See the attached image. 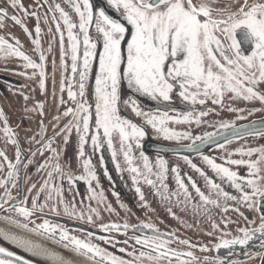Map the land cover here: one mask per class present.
Listing matches in <instances>:
<instances>
[{
	"label": "snow or ice",
	"instance_id": "1",
	"mask_svg": "<svg viewBox=\"0 0 264 264\" xmlns=\"http://www.w3.org/2000/svg\"><path fill=\"white\" fill-rule=\"evenodd\" d=\"M16 9L22 14H10L8 8ZM32 10L25 8L20 0H8L6 6L0 7V27L5 26L6 20H11L18 25L25 35H27L33 46L32 51L38 56V60L22 51V45L18 39L13 37L14 43H9L0 37V58L13 57L23 63L20 65L25 70L31 69L32 74L27 72L17 73L25 75L27 79L36 77L39 89L43 94L46 90V80L48 78L47 66L48 55L53 54V42L58 37L59 43V64L60 81L59 105H65L63 111L57 109V114L53 117V135L47 140L44 139V123L40 122V131L37 135L41 138L37 141L39 147L30 148L29 156H35L37 152L41 155L45 150L51 153L43 162L38 163L37 173L46 171L47 179L41 185L40 191L45 188L49 190L48 199H52L51 193L55 192L60 196L63 181L67 178L69 187L75 181L84 180L89 182L90 192L91 181L96 180V173L92 165L91 155L85 158L89 147L93 153H99L105 144L112 154L113 163L119 171L120 165L116 162L117 152L114 149V137L119 140V152L127 165V171L132 174V184L134 186L143 182L156 189L155 195L160 199L170 201L176 197L177 204L190 206L197 216H207L211 223V232L206 233L212 236L219 233L216 243L210 248L200 246L201 252L215 251L214 257L205 256L204 264H248V261L260 258L264 264V175H261L264 165V146L259 148H237L235 151H227L226 145L231 143V139L225 135L224 143L217 144V148L225 151L219 163L213 157L203 154L202 147L210 144L220 132H205L203 135H192L188 132L176 131L169 127L170 124H196L200 125L203 118L214 111L207 107L210 101L213 106L225 107V99L231 101L253 102L258 101L261 108L241 109L233 108L230 105L227 110L237 113V119H246L239 113L247 111L249 115L257 111H264V0H104L103 6H97L94 0H34L30 6ZM44 8L43 15L40 9ZM115 13V16L110 14ZM49 14H51V25L48 32L52 34V39L48 42L46 49L41 47V22L49 24ZM34 18L35 37L24 23V19ZM237 30H243V43L251 44V51L245 53L241 50L242 44L236 38ZM65 38L67 45H65ZM53 77L57 69L55 59L51 61ZM94 76V83L91 84V96L88 97L89 81ZM53 83L55 80L53 78ZM66 93L70 105H66L64 99ZM139 97H146L156 103L155 110L145 109L138 101ZM190 105H200L197 110L190 108L179 114L178 117L169 116L168 112L175 111L168 107L161 108L160 105H170L176 98ZM27 101L28 96H23ZM35 108L39 110V115L44 116V104L37 103ZM130 112L142 123H136L130 116L125 115V110ZM24 110L28 109L25 104ZM62 118H68L63 126H60ZM0 120H5V114L0 111ZM259 124V126H257ZM211 126V125H210ZM150 127L158 136L167 141L176 142L175 151L197 153L201 160L211 169L216 178L210 177L204 169L194 163L188 156H181L196 173L201 175L209 189L205 193L198 187L191 177L188 184L199 197L197 203L191 195L189 187L180 176L179 165L171 167V172L175 174L178 191L169 194L167 185L164 184L166 174L169 171V161L158 156L152 163L149 157L143 152L139 156L142 160L140 165L134 166L136 157L133 154V147L140 148ZM219 128L230 131L232 136L242 137L244 134L254 135L264 138V118L259 122L251 121L247 125L237 127L234 122L221 121ZM58 129V130H57ZM4 134L7 142L15 146V162L8 159L4 151H0V158L7 165L6 176L0 180V188L4 189L3 196H0V208L10 201L11 209L19 216L27 219L35 212H43L47 207V202L40 204L38 199H32L31 208L26 206L27 197H21L17 192L16 197L11 196L9 185L19 189L17 175L19 166L22 163V153L16 139L12 138L7 121L4 123ZM75 136L76 155L75 159L82 164L83 174L74 176L68 169L72 164V157L68 150ZM57 137L61 138L63 147H52ZM181 140L189 143L181 144ZM255 155V159L252 157ZM61 156L65 157V163L61 164ZM233 156H239L233 159ZM244 157H248L245 159ZM32 163L24 164L27 168ZM101 163L103 159L101 158ZM230 166H236L237 170H232ZM243 167L246 174H241L239 169ZM107 175V172H105ZM150 175L156 176V181L148 178ZM217 179L228 182L237 194L229 193L225 190ZM60 181L59 187L56 181ZM159 184V187H158ZM99 187V185H96ZM35 185L28 188L32 192ZM164 191L161 192L160 189ZM141 210H151L146 202V197L139 186L135 187ZM183 194L184 200H180ZM39 195V193H38ZM99 196V202L103 203L105 197L103 193L92 192L89 199ZM113 195H117L113 193ZM228 201L234 202L230 205ZM60 203L64 204L61 196ZM258 213L259 223L249 220L241 208ZM121 208H125L121 204ZM213 209H219L222 214L220 223L227 229L229 223H236L227 217L229 212L236 213L243 218L248 226L237 228V234L232 235L228 231H220L219 225L213 215ZM56 211L55 207L51 209ZM106 210L112 212L111 205H106ZM7 211V209H5ZM126 212L130 209L125 208ZM66 215H78L80 219L84 216L77 213L75 206L71 209L65 206ZM97 218L99 213L96 209H90ZM169 214L174 219H179L168 208ZM11 224L25 229L27 232L37 234H55L59 231V242L64 243L65 248L71 250L78 256L84 257L89 264H161L167 260L169 264L173 259L179 264H199V257L193 252H178L169 247L175 240V233L161 232L151 223H141L129 225L127 222L100 224L101 231L119 233L127 235L129 230L141 232V235L130 237L135 245H140L144 251L139 254L126 253L131 259H124L120 256L108 252L99 245L91 241L92 233H88L89 239L82 240L75 236H70L67 231L59 226H50L48 221L29 228L27 224L5 217ZM87 222L93 224L92 215H88ZM182 226L191 227L181 221ZM256 225V226H252ZM144 230L151 232L145 235ZM0 237L10 240L18 247L23 248L33 256L42 257L47 264H74L55 251L49 250L43 245L25 237L12 235L0 230ZM107 243H120L116 238L109 236L100 237ZM129 239L122 241L129 244ZM254 240H259L255 247L256 251L249 250L248 246ZM188 248H195L187 239L177 241ZM239 249V252L237 251ZM226 250L225 256H220L219 252ZM125 252L124 248L119 249ZM248 258L247 261L232 259L233 256L241 254ZM0 254L9 257L12 253H6L0 248ZM184 257L186 259H181ZM16 264H28L20 258H15ZM0 264H12V260L0 259Z\"/></svg>",
	"mask_w": 264,
	"mask_h": 264
},
{
	"label": "flooded vegetation",
	"instance_id": "2",
	"mask_svg": "<svg viewBox=\"0 0 264 264\" xmlns=\"http://www.w3.org/2000/svg\"><path fill=\"white\" fill-rule=\"evenodd\" d=\"M20 2L25 6V8L29 9L30 11L32 10V8L30 6L34 4V0H20ZM49 2H52V0H49ZM56 2H60V0H56ZM193 2L196 3L197 0H193ZM241 2H243V0H241ZM252 2H253V0H249V3H252ZM7 4H8V0H0V7L6 6ZM8 11L10 14H16V15L22 17V14L19 11H17L16 9H12L9 7ZM44 12H45V9L41 8L40 9L41 15H43ZM50 16H51V14H49V24L48 25H45L43 22H41L42 33H41L40 40H41V47L44 49H46L48 47V42L50 39H52V34L48 32V27L51 25V27L53 28V33L55 31V26L51 23ZM24 23L28 27L29 31L32 33V36L35 37V33H34L35 19L34 18H26V19H24ZM235 35H236L238 42H241V44H242L241 50L244 51L245 53L250 52L251 51V44L250 43H248V44L243 43V30H237ZM0 37H3L9 43H14L13 37H15L16 39H18L20 41L21 45L23 46L22 51H24L25 54L31 56L33 59L38 60V56L32 51L33 46L31 44L29 37L27 35H25L24 32L22 31V29L18 25L14 24V22L11 21L10 19L6 20L5 26L0 27ZM65 45H67L66 38H65ZM53 50H54L53 54L48 55V66H47L48 78L46 80L47 88H48V83H50L49 82V76H50L51 72L53 71V69L51 67V61L53 59H55L57 62V66L59 64L58 37H56L55 41L53 42ZM22 63H23L22 61H20L16 58H13V57L0 58V77H6L3 79H0V90H1L2 86L4 85L3 90L0 91V97L2 98L3 101L5 99V100H8V102H10V104H12L11 107H8L5 103H3L1 101L0 102V111L4 112L5 120L7 121V126L11 131L12 138L17 140L19 147L21 149V153H22V156H21L22 163L19 166V171H18V175H17V181L19 184V189L13 188L11 185H9L8 187L10 189L12 197H16L18 191L20 192L21 197H25V194H24L25 177L26 176L31 177L32 179H30L28 184H27V190H28V188L32 187V185H35V188H33L32 192H30L32 194V197L30 199H27V202H26L27 207L31 208L32 199L34 197H36L40 204H44L45 202H47L48 206L45 207L44 209H47L48 211H50L53 207H55L54 206L55 201L57 202L56 205L65 208V206L68 205V199L71 197V190L72 191L81 190L84 187L83 186L79 187L75 183L71 187H69L67 178H65L63 181V187H62V191H61L60 196H57V194L55 192H52L51 193L52 199H48L49 190L47 188H45V190L43 192L40 191L41 185L44 183V180L47 179V174H46V171L42 172V173H37L36 169H37L38 163L43 162L45 159V156L48 157L51 155V153L48 152L47 150H45L43 155H41L39 152H37L35 156H29L28 150L30 148L36 149L39 147V144H37V141L40 140L41 138L40 137L36 138V132L40 131L41 120H43V123L45 125H47V121H45V119H43V118H45V116L41 117L39 115V110L35 108V105L37 103H39V101L43 102V101H45V99H47V97H45L44 96L45 94L44 93L42 94L41 91L39 90L38 79L36 77H33L32 79H27L25 75H18L17 74V73L25 72V71L27 72V75L32 74L31 69L25 70L22 67H20V65ZM11 78H14V80H12ZM59 81H60V78L56 81V83ZM26 82L29 83L31 86H33L35 84L37 86L35 89L36 92L34 91V93L31 94V93H29L30 89L29 90H28V88L24 89L22 87L21 83L26 84ZM8 83H10L11 86ZM260 87H261V90H264V85H261ZM45 92H46V90H45ZM25 95L29 97V99L27 101H25L23 99V96H25ZM46 95H47V93H46ZM63 95H66V93H64ZM30 100H32V102H33V103L31 102V104L34 105L35 115H34L32 109H31L32 110L31 113L25 114L26 113V111L24 110L25 103H27ZM35 100H37V101H35ZM19 101H20V103H19ZM229 105L233 108H241V109L261 108L262 106L260 105V103L258 101L243 102V101H231V100H227V99H225V107L221 108L220 106H214V108H217L218 110L221 109L222 112H227L228 119H226L225 121L234 122L237 127L247 125L251 121L259 122L261 120V118H264V111H257L255 113H253L252 115H249L247 111H244V112L239 113V115L246 117V119H237L236 118L237 117L236 112H230L227 110V107ZM161 106H162L161 108L166 107L164 104H162ZM151 108H153V107H151ZM153 110H155V109L153 108ZM43 111H44V115H46L45 109H43ZM176 111H180V110L176 109ZM176 111L170 110L169 113H176L177 114ZM39 116H40V118L38 119V122L36 124V121H34V119L36 117H39ZM5 120H0V151H4L6 153L8 159L14 163L15 162V146L12 145L11 143L7 142V137L4 134ZM19 124H20V128L18 126ZM257 126H259V124ZM172 127L177 128L178 126L173 125ZM210 131L213 133H215V132H220V133L228 132L226 130L220 129L219 124L214 126V128ZM73 143H74V139H73L72 145H73ZM72 145L69 149L72 148ZM261 146H264V138H260V137H256L254 135L248 134V135H244V136L239 137V138L232 139L231 143L226 145V150L227 151H235L237 148H249V147L259 148ZM61 147H63V145ZM68 151H69L68 153H70V150H68ZM223 155H225L224 150H223ZM232 158L238 159L240 157L239 156H233ZM244 158L248 159V157H244ZM255 158L256 157L254 155L252 157V159H255ZM28 159L32 160V165L28 166L27 168H24L23 165L28 163ZM60 162H61V164H64L65 163V157L61 156ZM261 168H262L261 175H264V165H261ZM240 169H241V172H240L241 174H246L247 170L245 168L241 167ZM68 171H71L73 173L72 167H70L68 169ZM6 172H7V165L3 161V159L0 158V180H3L5 178ZM102 179H105V178L100 177L96 180L98 182L99 180H102ZM96 180H94V181H96ZM56 184L59 187L60 181L57 180ZM91 186L93 188L92 191L94 192L96 190V183L94 184V182L91 181ZM231 192L235 193L234 191H231ZM3 193H4V189L0 188V196H3ZM38 193H39V195H38ZM61 196L63 198L64 204L60 203ZM73 196H74L73 201L77 204V202H76L77 193L74 194ZM14 202H15L14 200L10 201L8 204H4V207H9ZM233 203L234 202L229 203V204L233 205ZM80 205L83 207L86 206L85 203H81ZM55 209H56V207H55ZM240 210L246 214V216L249 218V220H255L256 224L259 223V219H258L259 214L258 213L248 211L246 208H243V207ZM212 211H213V215L215 216L216 222L219 225L220 231L231 232L232 235L234 236L237 234L236 230L238 227L248 226L247 222L243 218L239 217L234 212H229L227 214V217L232 221H236V223H229L227 229H225L224 225L222 223H220V218H221L222 214L219 212V209H213ZM37 212L38 213H45L46 211L43 210V212H39V211H37ZM52 212L46 213V214L52 215V216H58L59 215V214H52ZM60 217H63V216L61 215ZM64 217L66 218V216H64ZM252 226H256V225H252ZM177 229L182 234L181 235L182 238L191 239L192 241H195L199 244H207L206 246H208L210 248L217 242L216 237L219 235V233H214L212 236H209L206 234V233L212 231L210 222H208L207 224H200V225L193 226V227L192 226L191 227H186V226L178 227ZM128 233L129 234H135V233L141 234V232H139V231L133 232L131 230H129ZM143 234L151 235L152 233L148 232L147 230H144ZM180 239L181 238H179V237H175V240L173 241V243H171L169 245V247L170 248H172V247L176 248V251H178V252H187V251L193 252V254L196 257H199V264H204L203 258L205 256H208L211 258V257H214L217 255V253L215 251L201 252L199 250V248H196V247L195 248H188L186 245H182V244L177 242ZM194 243H191V244H194ZM258 243H259V240H254L252 243H250V245L248 246L249 250H252V251L258 250L255 247L256 245H258ZM237 251L239 252V249H237ZM226 254H227L226 250H221L219 252L220 256H225ZM181 259H186V258L181 257ZM232 259H240V260H245V261L248 260V258L243 256L242 253L239 254L238 256H233ZM172 261L176 262L177 260L173 259ZM177 263H179V261H177ZM248 264H261L260 258L256 257L254 260L248 261Z\"/></svg>",
	"mask_w": 264,
	"mask_h": 264
},
{
	"label": "rangeland",
	"instance_id": "3",
	"mask_svg": "<svg viewBox=\"0 0 264 264\" xmlns=\"http://www.w3.org/2000/svg\"><path fill=\"white\" fill-rule=\"evenodd\" d=\"M103 3H104V0H103ZM58 69L59 68L57 66V69L55 70V76L54 77H53V71L51 72V74L49 76V82L50 83H48V88L46 85V92H44V94H45L44 96L47 97V99H45V101H43V102L39 101V103L44 104V109L46 111V115H44L45 118H43V119H45V121H47V125L44 124V139L45 140L53 135V131H54V129H53V123H54L53 117L57 114V109L59 108V111L62 112L63 108L65 106V105H59V98L62 94L59 91V82L56 83V81L60 78V71ZM3 78H6V77H0V79H3ZM53 78L55 80V83H53ZM11 79L14 80V78H11ZM93 83H94V76L89 81L90 86L88 89V97H86V98H90L89 94L91 91V84H93ZM8 84L10 85V83H8ZM21 84H22V87L24 89L25 88H28V90L30 89L29 93H31V94L34 93V91L37 87L35 84L33 86H31L27 82H26V84H23V83H21ZM3 88H4V85L2 86L0 91H2ZM46 93H47V95H46ZM64 99L66 101V105L71 104V102L68 101L66 95H64ZM1 101L3 103H5L8 107H11V105H12V104H10V102H8V100L4 99V101H3L2 98L0 97V102ZM35 101H37V100H35ZM31 102H32V100L28 101L27 103H25V102L24 103L27 105L28 109L33 110V113L35 115V111H34L35 108H34V105L31 104ZM19 103H20V101H19ZM186 104H188V103H186ZM188 105H190V104H188ZM195 106H200V105H195ZM207 107L213 108L214 111L211 112L208 115V117L203 118L200 125H196V124H170L169 126L171 128H174L176 131L188 132V133L195 136V135H203L205 132H211L210 130H212L214 128V126L218 125L219 122L225 121L226 119H228L227 112H222L221 109L218 110L217 108H214V106L211 104L210 101L208 102ZM200 108H201V106L198 108V110ZM27 113L29 114V113H31V111H27L25 114H27ZM178 116H179V114L176 117H178ZM39 118H40V116L36 117L34 119V121H36V124H37ZM66 119H68V118H62L61 119L60 126H63V124L66 122ZM173 125L178 126V127L177 128L172 127ZM18 126L20 128V124ZM147 130L150 133V135L146 134L144 140L150 139L152 141L158 142L161 145L176 146V142L164 140L163 138L158 136L150 127H148ZM38 132L39 131L36 132V138L39 137L37 135ZM73 139H74V143L72 145V148L69 149L70 150L69 155L73 158L72 164H71L73 175L79 176V175L83 174V169H82L81 162L79 160L75 159L76 145H75L74 134H73ZM116 139H118V137ZM180 143L181 144H187V143H189V141L181 140ZM57 146H60V147L62 146L60 137H57L52 144V147H57ZM105 150H107L108 153L110 154V161H111L112 166L115 170L116 165H115V163H113L112 154H111V152H109L106 144H105ZM101 152H102V150H101ZM101 152L93 153L91 150V147H89L86 151L85 158H88V156L91 155V161H92V165L94 166L96 178L97 179L100 177L105 178V179L99 180L98 182H97V180L93 181L94 184L96 183V185L97 184L99 185V187L96 186V190L94 192L96 194H99L102 192L103 196L105 197V200L103 203L99 202V196L98 195L94 199H91V200L89 199V196L92 195V192H93V191L90 192V186L88 185L89 182H86L84 180H77V181H75V184L78 185L79 187L83 186L84 188L81 190H76V191L71 190V197H70L71 199L70 198L68 199L67 207H69V209H71L72 206L74 205L76 212L78 214L79 213L83 214V216H84L83 219H80L78 217V215H66L64 212V208L56 205V203H57L56 201L54 202V206L56 207V211L52 212V210L48 211L47 209H44V211H46L45 213H38V212H36V213L46 214V213L52 212V214H59L58 217H60L62 215L63 217H61V218H65L64 216H66V219L70 218L69 220H72V221L78 222L79 224H82L84 227H86V229L83 231L87 233V236H88V233H90V232L93 234L92 237L90 238L93 243L99 245L101 248L106 249L108 252H110L114 255L120 256L124 259H131L130 256L126 255V253L135 252V254L138 255L139 251L145 250V249L141 248L140 245H135L134 240L129 239L130 237H133L136 235H141V234L140 233L129 234L127 232V235H129V236L125 237V235H121L119 233H110V232L101 231V229L99 227L100 224H107V223L123 224V223L127 222L129 225H138L141 223H151V224L155 225V227H157L161 232H165V233L173 232V233H175V237H179L181 239H187V238H182L181 237L182 234L177 229L178 227H183L181 225V221H184L185 224L191 225L192 227L200 225V224H207L208 222H210L209 219L207 218V216H204V215L197 216L196 214H194V212L191 210L190 206L186 207L184 204H177L175 196H173L170 201H165V200L160 199L159 196L154 194L156 192V189H153L151 186H149L148 190H146L145 188H141V186L138 184L136 186H139L141 191L144 193V195L146 197V202L149 205V209H151V210H141V208L139 206L138 196L136 195L135 190H134L136 186H134V185L130 186L129 183H127L126 181H123V180L118 182V185H117V183L114 182V180L111 177L110 178L106 177V176H109V172H110L109 168L110 167L106 163ZM116 152H117V156H116L117 158H123L122 154L119 152V149L116 150ZM207 155L210 157H213L219 163L223 162L221 160V157L224 156L223 150H220L217 147L215 149H212ZM46 157L47 156H45V159H46ZM148 157L152 163L155 162L157 159L156 156H154V157L148 156ZM180 157L181 156L163 157L169 161V171L166 174V178L164 180V184L167 185V192L169 194H171V193L178 191V185L176 184L175 174H173L171 172V167L178 164L179 169H180L179 174H180L181 178L184 180L185 184L189 187L191 195L195 198L196 202L198 203L199 197L196 195L194 190H191V186H190V184H188L189 177H191L193 180H195L198 187H200L205 193H207L209 191V189L206 185L204 178L201 175H199V173H196L193 169H191L187 164H185ZM101 158L103 159V163H101ZM190 159L194 163H196L199 167L204 169V171L210 177L216 178L215 174L201 160L200 156L190 158ZM30 165H32V163ZM230 167L232 168V170H236V166H230ZM105 172H107V175H105ZM152 178L155 181L157 179L156 176H154V175ZM30 179H32V178L27 177V176L25 177L24 194H25V197H27V199H30L32 197V194L27 191V184H28ZM217 182L221 183L223 185V187L225 188V190L228 191L229 193H232L231 191L235 192V190L231 187V185L228 182L223 181V180H219V179H217ZM229 185H230V188H229ZM158 187H159V184H158ZM91 188H92V186H91ZM160 191L163 192L164 189L161 188ZM76 193H77V196H76L77 204L73 201V197H74L73 195ZM113 193H116L117 195H113ZM233 194H237V193L235 192ZM180 200H182V201L184 200L183 194L180 195ZM81 203H85L86 206L85 207L81 206L80 205ZM228 203H232V201H228ZM121 204H123L125 206V208L130 209L131 211L126 212L125 208H121ZM106 205H111L113 211L108 212L106 210ZM9 207H11V206H9ZM168 208H171L172 212L177 217H179V219H174L169 214ZM90 209H96L97 212L99 213V217L97 218V215L95 213H91ZM90 214L93 217V221H94L93 224H89L87 222V217ZM87 228H89V230H87ZM56 233L59 234V231H57ZM68 234L70 236H73V234L71 232H68ZM102 236H109L112 238H116L120 241V243H115V242L107 243V242L100 239V237H102ZM75 237H77L78 239H82V240H88L89 239V236H88V239H84V238L79 237V236H75ZM125 239H129L128 245H125L124 243H122V241H124ZM187 240L191 243L195 242V241H192L191 239H187ZM195 244H196V248H200V246H202V245L203 246L207 245V244H199L197 242H195L194 245ZM120 248H124L125 252H120L119 251ZM173 249L176 250V248H173ZM0 259L8 260V259H5L3 257H0ZM12 264H16V262L12 261ZM143 264H148V262L144 261ZM161 264H169V262L167 260H164L161 262ZM171 264H179V263H177V261L176 262L171 261Z\"/></svg>",
	"mask_w": 264,
	"mask_h": 264
},
{
	"label": "water",
	"instance_id": "4",
	"mask_svg": "<svg viewBox=\"0 0 264 264\" xmlns=\"http://www.w3.org/2000/svg\"><path fill=\"white\" fill-rule=\"evenodd\" d=\"M94 3L97 6H103V0H94ZM115 16V13H110ZM91 96V91L89 94V97ZM139 103L145 108V109H156L157 105L155 102L149 100L146 97H139L138 98ZM162 105V104H161ZM160 105V107H161ZM170 109H179L180 111H176V113H168L169 116L176 117L178 114H181L185 111H188L190 108H193L192 105H188L185 102L180 101L179 97L176 98L174 103H171L170 105H165ZM153 107V108H151ZM197 110L200 106H194ZM125 115L130 116L136 123L140 124L142 121L135 117L130 110H125ZM147 135H150V133L147 130ZM227 135L231 140L239 137H235L231 135V132H224L221 135H216L213 138V141L210 144L204 145L202 147V152L203 154L207 155L212 149H215L217 147V144H223L224 143V136ZM244 135H248L247 133ZM243 135V136H244ZM117 137H114L113 144L115 150L119 149V141L116 139ZM155 139V138H154ZM156 140V139H155ZM141 147L136 148L133 147V154L136 157V160L134 161V166L135 165H140L142 168V160L140 159V152H143L147 156L151 157H176V156H188L189 158H194L198 157L199 155L197 153H190V152H181L177 153L175 151L176 146H167V145H161L156 141H152L150 139L148 140H142L140 141ZM141 150V151H140ZM102 155L108 164L109 168V176H106L108 178H112L114 182L117 183L120 182L121 180L126 181L127 183L131 185L132 184V174H130L127 171V165L125 164L123 158H117L116 157V162L119 163L120 165V170L118 171L117 168L114 170L112 163L110 161V154L108 153L107 150H105V146L102 149ZM154 163V162H153ZM116 165V164H115ZM237 170V168H236ZM239 172H241V169H239ZM129 173V174H128ZM153 175H150L148 178L154 180ZM155 181V180H154ZM139 185L141 188H145L148 190L149 185L143 182V178L140 179ZM128 186V185H127ZM230 188V185H229ZM7 209V211H5ZM5 217H9L11 219H14L18 221L21 224H27L29 228L34 227L35 225L42 224L44 221H48L50 226H59V228L71 232L73 236H79L84 239H88L87 233L84 232L83 230L86 229L82 224H79L78 222L66 219V218H61L58 216H52L48 214H38L34 213L32 216L28 217L27 219L19 216L16 214L11 207H3L0 208V230L6 231L12 235H17L25 238H29L44 247L48 248L49 250L55 251L59 255L64 256L66 259H69L74 262V264H89V261H87L84 257L76 255L71 248H65L63 245L64 243H67L66 241L64 242H59V234H37V233H31L27 232L25 229L17 227L15 224L9 223ZM89 230V228H87ZM129 235H125V237H128ZM94 238V237H93ZM0 248L5 249L6 253H12V256L9 257L5 254H0V257H3L8 260H12L16 262L15 258H20L23 261H27L28 264H47V261L42 258V257H37L33 256L29 252L25 251L23 248L18 247L16 244L11 242L10 240H6L3 237H0ZM99 264H104L103 261H99ZM262 264V262H261Z\"/></svg>",
	"mask_w": 264,
	"mask_h": 264
}]
</instances>
